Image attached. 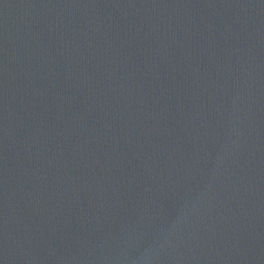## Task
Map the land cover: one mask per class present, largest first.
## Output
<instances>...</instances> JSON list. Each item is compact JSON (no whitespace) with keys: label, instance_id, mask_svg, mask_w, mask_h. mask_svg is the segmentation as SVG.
<instances>
[{"label":"water","instance_id":"water-1","mask_svg":"<svg viewBox=\"0 0 264 264\" xmlns=\"http://www.w3.org/2000/svg\"><path fill=\"white\" fill-rule=\"evenodd\" d=\"M0 264H264V0H0Z\"/></svg>","mask_w":264,"mask_h":264}]
</instances>
